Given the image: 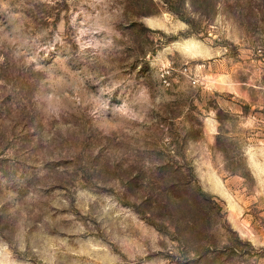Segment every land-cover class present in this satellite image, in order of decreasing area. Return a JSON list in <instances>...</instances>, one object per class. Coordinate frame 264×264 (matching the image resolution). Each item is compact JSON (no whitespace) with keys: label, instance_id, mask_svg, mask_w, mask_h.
I'll return each mask as SVG.
<instances>
[{"label":"rangeland","instance_id":"1","mask_svg":"<svg viewBox=\"0 0 264 264\" xmlns=\"http://www.w3.org/2000/svg\"><path fill=\"white\" fill-rule=\"evenodd\" d=\"M166 2L0 0V264H264V0Z\"/></svg>","mask_w":264,"mask_h":264},{"label":"trees","instance_id":"2","mask_svg":"<svg viewBox=\"0 0 264 264\" xmlns=\"http://www.w3.org/2000/svg\"><path fill=\"white\" fill-rule=\"evenodd\" d=\"M164 2H166V0H163ZM167 3V2H166ZM151 4H153V6L155 7V10H153L152 12H151V14H154L155 13V11H156V4L154 3V2H152L151 1ZM170 10H172L173 12H175L176 14H178V15H180V17L182 18V19H184L190 26L192 25V23L190 22V20L189 19H187V18H184L183 16H182V14L180 13V11L177 9V8H175V7H170ZM141 27H143L144 29H145V31H150L148 28H146V27H144V26H142L141 25ZM214 201H216V200H214ZM240 242V241H239ZM245 245H247L249 248H251V245L249 244V243H246Z\"/></svg>","mask_w":264,"mask_h":264},{"label":"bare ground","instance_id":"3","mask_svg":"<svg viewBox=\"0 0 264 264\" xmlns=\"http://www.w3.org/2000/svg\"><path fill=\"white\" fill-rule=\"evenodd\" d=\"M193 48H194V45L192 42H187L184 45V50H186V52H192Z\"/></svg>","mask_w":264,"mask_h":264},{"label":"built area","instance_id":"4","mask_svg":"<svg viewBox=\"0 0 264 264\" xmlns=\"http://www.w3.org/2000/svg\"><path fill=\"white\" fill-rule=\"evenodd\" d=\"M183 72L187 74V73H188L187 68H185ZM190 80H191V83H192L193 85H196V84H197V80H196L195 78H190Z\"/></svg>","mask_w":264,"mask_h":264}]
</instances>
